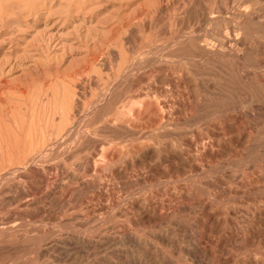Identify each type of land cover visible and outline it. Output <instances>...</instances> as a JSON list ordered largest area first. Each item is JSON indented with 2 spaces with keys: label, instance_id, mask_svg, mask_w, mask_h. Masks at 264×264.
<instances>
[{
  "label": "rangeland",
  "instance_id": "1",
  "mask_svg": "<svg viewBox=\"0 0 264 264\" xmlns=\"http://www.w3.org/2000/svg\"><path fill=\"white\" fill-rule=\"evenodd\" d=\"M3 106L0 264H264V0H0Z\"/></svg>",
  "mask_w": 264,
  "mask_h": 264
},
{
  "label": "bare ground",
  "instance_id": "2",
  "mask_svg": "<svg viewBox=\"0 0 264 264\" xmlns=\"http://www.w3.org/2000/svg\"><path fill=\"white\" fill-rule=\"evenodd\" d=\"M186 38V37H185ZM14 86V85H13ZM19 88V87H18ZM22 92V91H21ZM107 92V91H106ZM22 94V93H21ZM31 94V93H30ZM2 101V100H1ZM20 106V105H19ZM18 106V107H19ZM99 106V105H98ZM13 106H11L10 109H12ZM22 108V107H20ZM24 108V107H23ZM5 109L9 110V106L8 108L5 107ZM3 108L0 110V177L1 176H5V175H9L12 170H13V165H12V161H13V151L16 145V135L15 133L17 132V129H20L22 126L21 124H17L16 121H14V124L9 123L10 117L7 114V111ZM17 109V108H16ZM18 110V109H17ZM23 110V109H22ZM22 110H20L22 112ZM11 111V110H10ZM25 111V109H24ZM12 112V111H11ZM18 112V111H17ZM20 112V113H21ZM10 113V112H9ZM14 114V112H13ZM20 115V114H19ZM135 115V114H134ZM13 116V115H12ZM16 116H18L16 114ZM22 116V115H20ZM14 117V116H13ZM16 118V117H15ZM19 118V117H18ZM20 131V130H19ZM18 131V132H19ZM41 131V130H40ZM17 132V133H18ZM28 132H26L27 135ZM52 133V132H51ZM25 135V136H26ZM37 136V135H36ZM43 136V135H42ZM62 136V135H61ZM27 137V136H26ZM31 137V136H30ZM19 139V138H18ZM39 139V137H38ZM40 140V139H39ZM19 141V140H18ZM24 142L26 143V141L24 140ZM32 142V141H31ZM38 142V141H37ZM21 143V141H20ZM28 143V142H27ZM37 144V143H36ZM27 146V145H26ZM19 147V146H18ZM30 147V146H29ZM28 148V147H27ZM31 148V147H30ZM29 149V148H28ZM37 149V148H36ZM31 151V150H30ZM36 152V151H35ZM18 153V151H17ZM39 153V152H38ZM27 155V154H26ZM17 156V155H16ZM32 166V165H31ZM15 170V169H14ZM13 170V171H14ZM13 173V172H12Z\"/></svg>",
  "mask_w": 264,
  "mask_h": 264
}]
</instances>
